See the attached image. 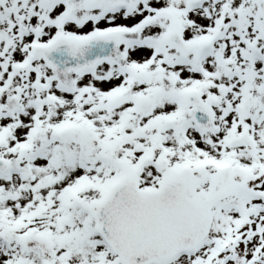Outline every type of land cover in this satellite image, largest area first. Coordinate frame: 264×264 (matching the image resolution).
Wrapping results in <instances>:
<instances>
[{
	"label": "snow or ice",
	"instance_id": "obj_1",
	"mask_svg": "<svg viewBox=\"0 0 264 264\" xmlns=\"http://www.w3.org/2000/svg\"><path fill=\"white\" fill-rule=\"evenodd\" d=\"M0 264H264V0H0Z\"/></svg>",
	"mask_w": 264,
	"mask_h": 264
}]
</instances>
